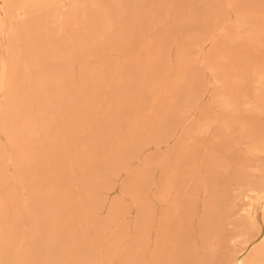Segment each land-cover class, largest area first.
Returning <instances> with one entry per match:
<instances>
[{"label":"rangeland","instance_id":"1","mask_svg":"<svg viewBox=\"0 0 264 264\" xmlns=\"http://www.w3.org/2000/svg\"><path fill=\"white\" fill-rule=\"evenodd\" d=\"M238 1L232 0L237 2L234 6L230 0H156L153 5L133 0L136 15L104 43L98 55L86 60L75 58V40L61 45L53 39L68 61L70 95L76 110L86 101L89 105L88 98L82 103L76 99L82 79L91 75L95 61L105 63L100 68L107 83L96 89L98 95L91 102L98 113L82 120V131L85 129L88 135L95 132L91 146L97 147V152L112 147L111 160L102 161L97 155L88 171L76 168L74 176L83 181L80 190L68 184L71 177L64 178L74 200L69 210L75 220V224L71 222L73 230L77 228V235L92 233V243L84 250L87 259L97 258L100 264H128L129 253L138 257L136 264L150 262L144 220L148 198L157 215L151 232L155 262L158 217L168 208L158 198L164 177L174 186L171 199H193V236L187 237L190 264H199L205 258L200 223L209 195L205 188L193 192V176L177 174L180 162L187 164L194 157L205 161L197 165V174L204 184L215 186V196L211 197L214 204L222 208L224 198L226 209L220 213L225 216L240 207L249 184L264 180V146L259 151H254L251 143L229 148L231 140L247 142V131L264 129V110L258 109L264 104L259 97L264 92V78L258 82L256 73L250 71L242 90H233L238 111L222 106L228 87L223 73L227 71L231 81L237 79L226 60L238 59L242 64L240 74L256 56L264 60V0ZM65 4L70 5L68 0ZM5 8V0H0L1 14ZM20 23L16 21L17 26ZM255 35L259 43L253 41ZM9 47V37L0 32V56L7 58ZM42 94L43 90L39 92ZM4 100L5 92H0V106ZM45 100L40 108L46 107ZM56 121L61 124L63 119L57 116ZM140 127L143 129L138 131ZM213 160L232 164L224 171L212 166ZM112 206L115 211L110 214ZM60 216L59 212L54 216L55 234L62 232ZM245 216L236 214L227 221L217 244L219 253L206 257L207 264H223L246 247L245 240L251 239V245L260 242L258 237L253 238L256 233L245 232L246 236L238 237L243 230L237 223ZM255 219L257 231L264 232L260 209ZM32 225L33 220L25 218L16 230L26 233Z\"/></svg>","mask_w":264,"mask_h":264},{"label":"bare ground","instance_id":"2","mask_svg":"<svg viewBox=\"0 0 264 264\" xmlns=\"http://www.w3.org/2000/svg\"><path fill=\"white\" fill-rule=\"evenodd\" d=\"M65 1L5 0L6 8L3 14L0 13V32L9 37L11 54L7 58L0 56V92H5V100L0 106V264L101 262L96 263L97 258L92 261L84 255L85 248L92 243V233L83 231L77 235V228L74 231L71 226L75 220L69 210L73 208L74 200L65 179L71 177L68 184L80 190L83 181L74 176L76 168L88 171L97 155L102 161L111 160L112 147L97 152L99 149L91 146L95 132L88 135L85 129L82 131V120L93 112L98 113L91 102L98 95L96 89L107 83L100 68L105 63L95 61L91 75L82 79L76 99L82 103L88 98L89 105L86 101L76 110L73 96L70 95L72 84L68 76V61L61 56L62 50L57 43L53 44V39L57 38L61 45L75 40V58L89 59L98 55L104 43L127 25V21L136 15V10L133 0H68L69 6ZM155 1L144 0L151 5ZM236 3L232 4L235 6ZM56 5L59 6L58 10ZM60 8L63 10L60 11ZM16 21H21L20 26L16 25ZM253 41L259 43V37L255 35ZM226 62L232 64L231 69L237 74V79L231 81L230 74L227 71L223 73L228 87L222 106L236 112L238 109L233 90H242L243 84L248 83L250 71L255 72L257 81L261 82L264 78V60L256 56L247 63L241 74L242 64L238 59H227ZM135 81L139 83L140 80ZM42 90L43 94L39 95ZM259 97L263 102L264 92ZM43 99H46V107L40 108ZM258 109L264 110V104ZM57 116L63 119L61 124L57 123ZM140 128L138 131L143 129ZM81 137L84 139L79 144ZM246 139L247 142L231 140L229 148L251 143L253 150L259 151L264 146V129H257L256 133L247 131ZM202 162L205 161L194 157L187 164L180 162L177 165V174L194 177L193 192L205 188L209 195L200 223V240L205 258L199 264H207L206 257L213 258L219 253L220 234L227 221L236 214H246L245 220L237 223L243 230L238 237L246 236L245 232L256 233L253 238L258 237L260 242L251 245L252 240L246 238V247L223 264H264V232L262 229L257 231L255 219V213L260 209L264 222V180L249 184L240 207L230 215H221L220 211L226 209L225 200L223 198L222 208L211 200L215 196V186L208 182L204 184L197 174V165ZM211 164L227 171L232 163L213 160ZM90 190L88 194L94 188ZM173 191L172 182L164 177L158 198L168 204V208L158 217L155 262L151 251V232L157 215L152 201L148 198L145 201L146 248L148 256L152 257L147 264L191 262L187 237L193 236V199L182 201L176 196L171 199ZM79 204L83 206L82 202ZM114 211L115 206H112L110 214ZM57 212L62 221L60 234H55L54 230L57 227L54 218ZM25 218H31L33 225L26 233L20 234L16 229ZM58 225L61 227V224ZM66 229L74 234L70 239L67 238L70 234L66 236ZM127 256L128 264L138 262V257L129 253Z\"/></svg>","mask_w":264,"mask_h":264}]
</instances>
